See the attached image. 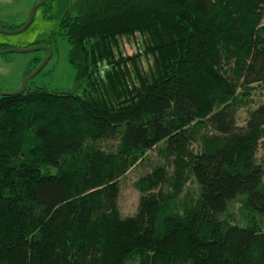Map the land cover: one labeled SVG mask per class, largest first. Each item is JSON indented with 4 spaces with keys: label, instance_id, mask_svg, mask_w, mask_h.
<instances>
[{
    "label": "trees",
    "instance_id": "trees-1",
    "mask_svg": "<svg viewBox=\"0 0 264 264\" xmlns=\"http://www.w3.org/2000/svg\"><path fill=\"white\" fill-rule=\"evenodd\" d=\"M74 9L72 89L0 97V264H264V0ZM157 147L122 218L118 181Z\"/></svg>",
    "mask_w": 264,
    "mask_h": 264
},
{
    "label": "rangeland",
    "instance_id": "rangeland-1",
    "mask_svg": "<svg viewBox=\"0 0 264 264\" xmlns=\"http://www.w3.org/2000/svg\"><path fill=\"white\" fill-rule=\"evenodd\" d=\"M78 0H45L43 5L38 6L33 14L29 27L19 34L0 33V51L5 50H28L43 42L50 41L51 58L47 61L41 72L31 80L32 88H43L47 92H64L72 89L75 73L68 63L69 45L65 38L58 36L61 24L69 15H76L74 9ZM40 0H0V29L13 31L23 26ZM264 12V9H263ZM264 24V18H263ZM52 37H54L52 39ZM124 53L131 55L136 52L137 43L134 40L121 41ZM45 51L34 53H7L0 55V92L11 93L16 91L26 74L36 64V60L46 58ZM40 61V62H41ZM147 68L146 63L142 65ZM264 101V89L257 86L251 95L250 109L255 108ZM247 110L239 112L237 123L242 126L247 119ZM157 149L149 152L146 159L132 168L119 183L118 206L121 217H130L135 214L140 193L135 183L142 176L149 173L161 163L157 156ZM259 160L264 159L262 152L258 154ZM240 204L230 207L229 214L235 223L241 224L239 218Z\"/></svg>",
    "mask_w": 264,
    "mask_h": 264
},
{
    "label": "water",
    "instance_id": "water-1",
    "mask_svg": "<svg viewBox=\"0 0 264 264\" xmlns=\"http://www.w3.org/2000/svg\"><path fill=\"white\" fill-rule=\"evenodd\" d=\"M44 2H45V0H40V2L34 8H32V10L30 11V14L28 16L27 22L21 28H19L17 30H13V31L0 29V33H3V34H19V33H22L23 31H25L32 22L35 9L38 6L43 5ZM39 51H45L47 53L46 58L43 59L39 63V65L22 80L19 88L16 91L11 92V93H1L0 92V97L15 96V95H19L20 93H22L25 89L26 84L41 72V70L44 68L47 61L51 58V55H52L51 49L48 46H36V47L28 49V50L0 51V55L7 54V53H34V52H39Z\"/></svg>",
    "mask_w": 264,
    "mask_h": 264
}]
</instances>
